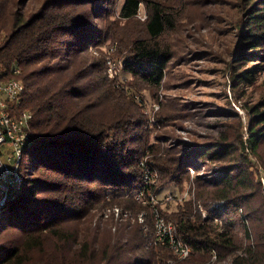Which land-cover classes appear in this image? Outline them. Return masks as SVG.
I'll list each match as a JSON object with an SVG mask.
<instances>
[{
  "label": "trees",
  "instance_id": "trees-1",
  "mask_svg": "<svg viewBox=\"0 0 264 264\" xmlns=\"http://www.w3.org/2000/svg\"><path fill=\"white\" fill-rule=\"evenodd\" d=\"M216 13L218 49H190L183 34ZM195 57L232 94L205 132L188 130L198 103L176 74ZM17 67L31 159L0 209V264H264V0H0V69ZM137 94L160 106L154 129ZM157 214L186 259L156 241Z\"/></svg>",
  "mask_w": 264,
  "mask_h": 264
},
{
  "label": "built area",
  "instance_id": "built-area-1",
  "mask_svg": "<svg viewBox=\"0 0 264 264\" xmlns=\"http://www.w3.org/2000/svg\"><path fill=\"white\" fill-rule=\"evenodd\" d=\"M122 68L121 59L108 57L107 70L111 76L118 75ZM20 73V68L17 67L10 77L0 69V209L23 187L25 178L22 167L25 162L26 148L31 144L32 113L28 111L18 113L13 104L20 102L25 91L24 83L18 78ZM157 178L156 172L145 169V186L155 184ZM262 183L264 193V178ZM115 212L118 215V209H115ZM155 237L157 242L168 245L179 259H186L191 253L190 245L179 237L175 224L158 214Z\"/></svg>",
  "mask_w": 264,
  "mask_h": 264
},
{
  "label": "rangeland",
  "instance_id": "rangeland-1",
  "mask_svg": "<svg viewBox=\"0 0 264 264\" xmlns=\"http://www.w3.org/2000/svg\"><path fill=\"white\" fill-rule=\"evenodd\" d=\"M121 5L123 0H118ZM147 13L145 10H142L141 19H146ZM220 14L216 13L214 17H210L207 14L202 16V19H206L210 22L207 25L200 26L196 24L193 29H188L183 36H185L188 40V44L190 49L196 51H214L217 50L221 41V27L223 25V19H220L218 16ZM219 20V21H218ZM218 21V22H217ZM217 22V23H216ZM120 59V58H119ZM216 66V59L211 57L208 58H200L195 57L191 62L184 63L179 65L177 69L178 75L186 77L191 85L189 89L183 90L185 100H196L198 103V107L196 110L200 115H197L191 122L187 123L188 130L198 129L201 132L207 131L208 124L212 122L213 116L209 113L212 110H215L219 104H224L225 102V94H228L229 98H232V94L230 92L229 80L225 78L223 75H218L214 70ZM178 82V81H176ZM171 94H176V92H171ZM136 100L142 103L145 107V114L150 121V128L154 129V125L156 124V115L160 109L158 103H153L150 100V97L146 94L136 95ZM236 109L243 116L245 120V113L241 107L236 105ZM183 136L187 139L189 136L187 131L183 132ZM31 157L25 155L24 162V170L28 165ZM193 173V171H192ZM194 174V173H193ZM191 186L188 185L187 189L183 194L173 193L169 189H164L161 194L157 196L154 194L151 197L150 202L153 205H157L161 200H165L166 202H174V196L184 201L185 199L191 197ZM152 196V193L150 192ZM175 200V199H174ZM202 209V208H201Z\"/></svg>",
  "mask_w": 264,
  "mask_h": 264
}]
</instances>
